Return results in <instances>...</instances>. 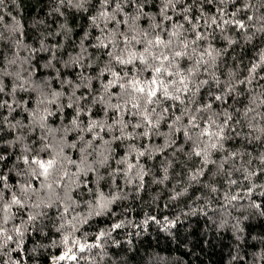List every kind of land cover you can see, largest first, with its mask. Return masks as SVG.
<instances>
[{
  "label": "snow or ice",
  "instance_id": "6c2138e0",
  "mask_svg": "<svg viewBox=\"0 0 264 264\" xmlns=\"http://www.w3.org/2000/svg\"><path fill=\"white\" fill-rule=\"evenodd\" d=\"M228 2L229 0H219L220 5ZM231 2L234 3L235 0ZM4 3L5 0H0V6ZM89 3L90 0H58V7L54 11L60 12L59 6L63 5L87 11L86 5ZM147 3L148 0H99L94 14L89 17L92 25L101 33L96 37L97 43L89 47L104 50L102 54L108 58L105 67L95 77L100 81V89L95 91L91 89L90 81L93 77H82L89 81L83 86L89 89L91 100L87 94L77 96L76 91L81 85L75 84L71 94L67 96L69 102L67 104L60 102L61 98L65 97V93L54 89L51 80L53 78L60 80L62 87L74 82L60 79V69L53 63L57 59L56 53L43 42L40 50L50 53L43 67L53 69L55 77L33 80L32 76L35 72H30L25 77L21 70L8 71V65L17 63L15 58H6L7 65L5 68H0V94L11 97V99L0 98V111L6 109L8 112V115L0 116V126L9 125L11 129L21 130L13 141L7 143L9 146L21 145V154L16 157V161L22 162L25 166L23 170L16 171L20 179L17 180L15 191L8 183V176L0 175V257H7V260H0V264H21V261L13 259L11 254L22 252L27 233L35 230L38 224L44 226L45 217L51 219L45 210L51 208L56 209L57 219L61 221L56 230L62 233L61 243L64 245V251L56 258V264H59V261H75L78 264L79 260L85 259L80 253L103 247L101 241H104L106 236H110L111 232H99L94 243L75 237V232L79 230L80 214L76 213L79 202L74 199L72 193L82 186L87 187V181L81 180L80 177L87 176L88 173H96L98 187L99 182L105 179L100 174V169L105 167L110 169L109 175L113 179L117 173H122L129 183L135 178L143 180L147 172L138 159L135 163L130 162L128 157L117 160V164H126V169H111L109 165L111 153L114 151L111 145L124 138L150 139L153 136H164L165 142L154 146L155 151L164 152L171 148L169 157H174L177 162H179L178 153L188 159L200 158L201 167L190 170L188 175L190 184L198 183L206 171V166L211 164L214 166L212 176L223 174L229 185V191L224 193L228 203L246 196L250 201L249 207L264 215L261 204L251 200L256 188L261 189L257 195L264 197V183L253 182V178L264 175V153L238 164L237 156L251 157V152L225 148L226 142L230 140L242 138L251 143L264 136V125L260 123L264 121V112L259 111L260 108H264V84H260V81L264 80V74H261L264 72V52H261L258 61L252 62L248 68V76L235 82L231 80L222 82L212 71L218 53L214 55L216 50L209 41L212 33L207 29H212L214 32L219 28L223 32L225 25H235L238 29L247 32L245 22L225 18L235 16L236 13H227L226 8L219 6L215 13H206L204 5L216 4L217 0H191L190 3L188 0H160L161 19L157 22L156 14L144 11ZM129 6L132 7V11H127ZM194 8L198 9L199 15H192ZM248 8L259 12L260 9H264V0H256L255 4L250 0L243 10ZM169 12L172 14L170 15ZM177 16L182 17V20L175 19ZM142 18L149 20L147 27L141 26ZM252 19L253 16H248V20ZM255 19L261 24L256 30L264 31V23H261L264 22V14L257 15ZM2 21L3 17L0 16V22ZM18 30L11 28L10 32L15 33ZM2 39L4 34L0 32V40ZM8 39L11 40L13 48L20 43L12 40L11 36ZM246 39L251 40L252 35H247ZM80 47V53L75 56L69 54L67 61H59L63 67H68L70 64L79 65L81 68L92 66L83 64L87 48L84 47L83 42ZM35 51L37 50L33 49V52ZM31 59V57L24 58L21 68L23 64L30 63ZM118 66L121 68L120 71L116 70ZM129 67L131 71L125 70ZM106 73L111 79L103 81L101 78ZM145 73L148 75L146 76ZM6 75L14 78L10 92L5 91L3 84V77ZM202 76L206 78H201ZM254 83L256 87H251ZM213 85L219 91H214ZM238 85H245L249 93V102L242 112L240 107L233 108V104L229 103L230 96L235 102L241 95L236 90ZM117 87L119 92H113L112 89ZM205 87H207L205 98L203 102H198V94ZM17 90L35 93L34 106L29 108L26 100L17 101L15 97ZM113 99L115 103L112 102ZM86 100L87 104H81ZM53 105H55L54 109ZM94 105L103 106L105 119H96L92 116ZM65 107L74 109V116L69 124L52 127L48 123L49 117L62 113ZM18 108L28 113V124H24L22 120H15V123L9 120L11 114ZM109 112L113 113L112 124L107 121ZM237 113L240 115L237 116ZM81 115L89 117L86 125L80 119ZM125 115L130 119L125 120ZM169 117H171L170 122H168ZM162 122L167 123V132L158 131ZM129 126L132 127V132L127 131ZM237 126L246 127L249 132L245 134L237 131ZM23 129H27L29 133L40 129L41 133L31 144H25L23 141L26 136ZM136 129L143 131L136 132ZM71 132H77L78 135L76 139L69 141L67 137ZM253 132L259 135L253 136ZM102 133L109 134L110 139H105ZM178 133L181 134L180 137L177 136ZM87 134L91 135L90 139L85 138ZM97 141L101 143L98 144ZM186 147L188 151H185ZM66 150L76 151L78 158L73 159ZM216 152H227V155L216 160L213 159V154ZM137 154L138 157H144L146 154L151 156L152 151L146 146L143 150L137 149ZM6 159V155L0 154V162ZM252 159H258L260 166L252 168ZM72 168H75V171H72ZM133 169L136 170L134 175ZM164 171L167 173L166 167ZM234 172L240 173L242 180L233 179ZM164 179H168L167 175ZM33 181H38V185L34 186ZM244 181L249 182L246 190H243ZM237 184L244 191V196H241L239 191L235 194L230 193L231 186ZM207 186L211 192L218 191L212 184ZM5 190L11 193L8 199H5ZM186 191L187 188L176 196L183 195ZM88 192L93 193V189L89 188ZM120 198L122 197L118 194H113L109 198L103 192H99L95 201L86 202L91 209L88 216L103 214L109 204ZM70 214L71 219H69ZM17 218L19 223H15ZM86 221L87 217L84 218V222ZM121 227L122 224L118 222L112 226V230ZM10 245L14 246L10 247Z\"/></svg>",
  "mask_w": 264,
  "mask_h": 264
},
{
  "label": "trees",
  "instance_id": "16d2710c",
  "mask_svg": "<svg viewBox=\"0 0 264 264\" xmlns=\"http://www.w3.org/2000/svg\"><path fill=\"white\" fill-rule=\"evenodd\" d=\"M188 2L190 3L191 0ZM249 2L250 0H235L233 3L229 0L227 4L220 5L217 0L216 4L204 5V11L209 14L215 13L218 6L226 8L227 13L235 12V16L225 18L241 20L247 27V32L238 29L235 25H225L223 32L219 28L214 32L212 29H207L209 33H212L209 41L216 50L214 55L218 53L212 71L222 82L229 80L235 82L248 76V68L252 62L258 61L261 52H264V31L256 30L261 24L255 19L257 15L264 14V9H260L259 12L252 8L243 10L245 4ZM98 3L99 0H90V3L86 5L87 11L63 5L59 6L60 12H56L54 9L58 7V0H5V3L0 6V16L3 17V21L0 22V32L4 34V39L0 40V68H5L7 59L15 58L17 63L8 65V71L21 70L25 77L30 72H35L32 76L33 80L55 77L53 69L43 67L50 55L48 51L40 50L41 42H43L56 53L57 59L53 63L60 69V79L74 82V84L62 87L60 80L55 78L51 80L54 89L65 93V97L61 98L60 102L64 104L69 102L67 96L71 94V89L75 84L81 85L76 95L87 94L91 100L89 89L83 86L89 81L82 77H93L90 81L91 89L93 91L100 89V81L95 77L105 67L108 59L102 54L104 50L89 47L97 43L96 37L101 35L99 29L94 27L89 19L94 14ZM251 3L255 4L256 0H251ZM177 7L179 8L180 5ZM238 9L240 10L237 11ZM127 11H132V7L129 6ZM144 11L156 14V21L160 22V0H148ZM169 14L172 13L169 12ZM192 15H199L198 9L194 8ZM250 15L253 16L252 20H248ZM175 19L182 20V17L177 16ZM140 24L147 27L149 20L142 18ZM185 26L188 27L187 24ZM11 28L19 30L12 33ZM200 30L204 31V29ZM247 35H252V39L247 40ZM9 36L12 40L20 42L16 48L12 47ZM81 42L87 48L83 64L92 66L81 68L79 65L70 64L68 67H63L59 61H67L69 54L75 56L80 53ZM33 49L37 51L33 52ZM26 57L32 59L30 63L23 64L21 68ZM116 70L120 71L121 68L118 66ZM125 70L131 71V68ZM145 75L147 76L148 73ZM101 79L107 81L111 77L106 73ZM3 84L5 91L10 92L14 85V78L4 76ZM260 84H264V80H261ZM251 87H256L255 83ZM213 90L219 91L215 85H213ZM236 90L241 95L235 102L230 96L229 103L233 104V108L240 107L242 112L249 102V93L245 85H238ZM112 91L119 92V88H113ZM205 92H207V87L198 94V102H203ZM15 97L17 101H28L29 108L34 106L35 93L17 90ZM0 98L11 99L3 94H0ZM112 102L115 103V99ZM87 103V100L81 102V104ZM191 106L195 107V105ZM52 107L54 109L55 105ZM259 111L264 112V108H260ZM5 115H8L6 109L0 111V116ZM112 115V112L108 113L109 124L113 123ZM73 116L74 109L65 107L62 113L49 117L48 123L52 127L67 125ZM92 116L96 119H105L103 106L94 105ZM124 118L125 120L130 119L127 115ZM80 119L86 125L89 117L81 115ZM9 120L13 123L15 120H22L24 124H28L29 116L22 108H18L11 114ZM170 120L171 117L168 122ZM260 123L264 125V121ZM127 131L132 132V127L129 126ZM135 131L140 132L143 129ZM158 131L167 132V123L162 122ZM237 131L247 134L249 129L237 126ZM20 132L19 128L11 129L9 125L0 126V154L7 156L6 160L0 162V175L8 176V183L13 186V191L16 190L15 185L20 179L16 171L23 170L25 166L22 162L17 163L16 161V157L21 154V145L9 146L7 142L13 141ZM23 133L26 136L23 143L31 144L40 135L41 130L36 129L29 133L27 129H23ZM77 135V132H71L67 139L72 141ZM102 135L105 139H110L109 134L102 133ZM252 135L256 136L259 133L253 132ZM177 136L180 137L181 134L178 133ZM85 138L90 139L91 135L87 134ZM164 142L165 137L158 135L150 139L148 137L124 138L111 145L114 149L109 160L111 169L127 168L126 164H117V160L121 158L128 157L133 163L138 159L139 163L144 166V171L147 172L142 181L135 178L129 183L122 173H117L113 179L109 175L108 167L100 169V174L105 179L99 182L98 187L96 173H88L87 176L80 177L81 180L87 181V187L82 186L72 193L74 199L79 202L76 213L80 214L79 230L75 232V237L86 239L88 243H94L96 235L101 231L111 232V235L101 241L102 248H93L91 252L80 253L85 259L79 260L78 264H264V215H260L257 210L249 207L250 201L246 196L228 203L224 198V193L229 191V185L223 174L212 176L214 166L211 164L206 166V171L198 183L191 182L190 184L188 175L190 170L201 167L200 158L188 159L178 153L179 162H177L174 157H169L171 148L164 152L154 150V146L162 145ZM97 143L101 142L97 141ZM146 146L152 151V155L146 154L144 157H138L137 149L143 150ZM225 148L251 152V157L237 156L236 162L241 164L244 160L264 153V136L251 143L242 138L230 140L226 142ZM66 151L73 159L78 158L76 151ZM185 151H188L187 147ZM225 155L227 152H216L213 154V159L219 160ZM258 166H260L259 160L252 159L251 167ZM165 167L167 173L164 171ZM72 171H75V168H72ZM135 171L133 169V175ZM165 175L168 177L166 180ZM232 178L242 180L238 172H234ZM253 182L264 183V175L253 178ZM32 183L36 186L39 182L33 181ZM208 184L214 185L218 191L211 192ZM248 187L249 182L244 181L243 190ZM89 188L93 189V193L88 192ZM185 188L187 191L177 197L176 194ZM243 190L237 184L231 186L230 193L235 194L239 191L241 196H244ZM260 191V188H256L251 195V200L259 202L264 208V197L257 195ZM99 192H103L109 198L113 194H118L122 198L109 204L103 214L88 216L91 209L86 202L95 201ZM4 195L5 199H8L11 193L5 190ZM45 210L51 219L45 217L44 226L38 224L35 230L27 233L22 252L11 254L13 259H19L21 264H56V258L64 251V245L61 243L62 233L56 230L61 222L57 219V211L55 208ZM85 217H87L86 222H84ZM69 219H71V214ZM19 222L17 218L15 223ZM118 222L122 224V227L113 231L112 226ZM238 229L241 230L238 231ZM13 246L10 245V247ZM233 257L237 258L233 259ZM0 260H7V257H0ZM59 264H77V262L59 261Z\"/></svg>",
  "mask_w": 264,
  "mask_h": 264
}]
</instances>
